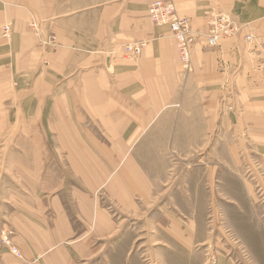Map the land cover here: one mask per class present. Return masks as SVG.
<instances>
[{
  "label": "rangeland",
  "instance_id": "obj_1",
  "mask_svg": "<svg viewBox=\"0 0 264 264\" xmlns=\"http://www.w3.org/2000/svg\"><path fill=\"white\" fill-rule=\"evenodd\" d=\"M7 1L0 0V264L41 262V255L29 259L34 249L16 242V231L39 199L53 203L55 197L78 245L94 247L95 257L84 264H120L126 256L140 257L143 264H168L164 254L174 253L176 262L170 264H183V259L189 264H264V71L251 91L225 92L221 103L206 104L207 139L167 145L162 150L167 155L157 160L168 171L154 173L156 187L145 182L138 190L126 183L134 176L128 167L136 141L117 139L119 125L94 122L87 107H76L73 115L72 89L75 101L85 100L86 91L77 89L91 66L62 65L87 40L92 46L80 53L82 59L95 57L93 66L108 67L114 76L121 64L134 65L149 42L134 40L127 13L30 12L22 10L25 0H10L11 7ZM213 15L233 23L220 24V42L209 47L241 34L228 13L209 9L206 39ZM146 18L159 27L148 12ZM184 20L195 46L197 32L190 19ZM252 36L244 41L264 68V54L248 41L259 48L264 42ZM175 47L179 76L186 81L194 67L190 73L180 63ZM74 71L81 75H71ZM104 134L113 137L92 138ZM97 231L111 232L104 239ZM171 238L181 241L187 256L177 254L181 248L172 241L164 242Z\"/></svg>",
  "mask_w": 264,
  "mask_h": 264
},
{
  "label": "crops",
  "instance_id": "obj_2",
  "mask_svg": "<svg viewBox=\"0 0 264 264\" xmlns=\"http://www.w3.org/2000/svg\"><path fill=\"white\" fill-rule=\"evenodd\" d=\"M154 1L156 0H25L22 8L24 11L40 13H127L126 26L132 28L131 32H135L134 40L146 39L149 42L134 65L121 64L114 76L108 67H105L108 70H104L105 74L101 73L105 68L96 69L93 66L95 57L86 61L82 59L80 53L92 46L87 40L80 42L73 58L62 65L66 69L91 66V72L85 74V83H79L77 89L86 91L85 100L75 101L76 90L72 89L73 115L76 107H87L93 112L94 122L119 125V135H115L117 139L130 141V144L136 141L132 144L134 148L130 146V151L132 148L134 150V157L133 163L128 167L131 173L134 172V176L126 179V183L127 187H137L138 190L146 185L145 182H151V187H156L154 173L168 171L167 167L158 166L157 160L167 155V151H162L167 145H173L175 141L207 139L206 104L221 103L225 92L251 91L257 85L255 81L260 76L259 72L264 71L259 59L252 53L253 49L244 41L245 35L250 34L264 42V0H163L172 1L178 13L190 19L198 35L192 50L194 73L186 81H182L179 76L178 56L170 30L155 27L146 18L149 6ZM6 3H10V0ZM209 9L228 13L242 27L241 34L222 41L218 47H209L204 17ZM57 66L59 67L58 64ZM71 75L79 76L81 73L74 71ZM91 112L88 114L92 117ZM211 118L212 124L217 123L215 118ZM104 136L92 138L113 137L106 134ZM178 145L185 147L184 143ZM174 147L176 148V142ZM149 163L153 164L152 167L147 166ZM148 172L152 174L148 175ZM159 177L158 180H161ZM122 188L124 186L120 187ZM45 202L39 199V204L36 203L35 207H31V212L24 214L16 231L15 241L25 248L34 249L28 252L29 259L33 260V257L41 255L43 259L39 264H84L82 260L85 258L90 261L95 257L94 247L90 242L87 246L78 245L80 242L75 239L76 231L64 213L61 200L55 197L53 203ZM97 232L98 237L102 234L105 239L111 231ZM68 241H72V245L66 247ZM157 241L160 244L159 239ZM169 241L181 248L177 254L187 256V248L180 245L179 239L171 238L164 242L169 244ZM164 255L166 263L176 262L173 259L176 253L173 256ZM119 259L120 264H143L142 258L136 256ZM181 262L189 264L190 259H183Z\"/></svg>",
  "mask_w": 264,
  "mask_h": 264
},
{
  "label": "built area",
  "instance_id": "obj_3",
  "mask_svg": "<svg viewBox=\"0 0 264 264\" xmlns=\"http://www.w3.org/2000/svg\"><path fill=\"white\" fill-rule=\"evenodd\" d=\"M150 16L153 23L160 26L162 23L167 24L170 27V30L179 38L178 40V48L179 51L182 53L188 50L190 46L195 44V35L193 30L191 29L190 25L184 19H177L173 14V5L169 2L164 1H154L150 6ZM233 21L230 17H223L220 19L218 16L213 15L212 19L210 20L209 25V32H208V44L210 46H216L219 44V39L221 37L220 34V24L231 25ZM253 37V36H252ZM254 40V39H253ZM251 46L255 48V50H259L260 54H264V47L259 48L257 47L256 41H252L249 39L248 41ZM181 61L189 67L190 69V62L185 61L183 57H181Z\"/></svg>",
  "mask_w": 264,
  "mask_h": 264
},
{
  "label": "bare ground",
  "instance_id": "obj_4",
  "mask_svg": "<svg viewBox=\"0 0 264 264\" xmlns=\"http://www.w3.org/2000/svg\"><path fill=\"white\" fill-rule=\"evenodd\" d=\"M165 3L166 2H169V3H171L172 5H173V14H174V16L177 18V19H184V17H181L180 15H179V13H178V11H177V7H176V5L173 3V2H171V1H164ZM149 11H150V8H149ZM149 11H148V15H149V17H150V19H151V16H150V13H149ZM159 27H167L169 30H170V27L167 25V24H164V23H162ZM170 32H171V34H172V38H173V40H174V42L176 43V46H177V49H178V53H179V59H180V63H181V57H183L184 58V60L185 61H189L190 62V68H191V70H190V73L193 71V68H192V62H191V52H192V49H193V47H194V45L193 46H190L189 48H188V50H186L185 52L183 51L182 53L179 51V48H178V40H179V38L170 30ZM196 35H197V33H196ZM255 38V37H254ZM181 69H182V66H181ZM186 69H189V67H186Z\"/></svg>",
  "mask_w": 264,
  "mask_h": 264
}]
</instances>
